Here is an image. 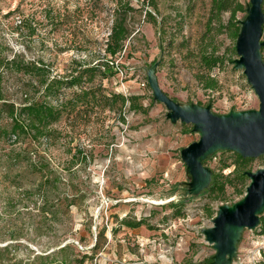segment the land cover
<instances>
[{
  "label": "rangeland",
  "instance_id": "rangeland-1",
  "mask_svg": "<svg viewBox=\"0 0 264 264\" xmlns=\"http://www.w3.org/2000/svg\"><path fill=\"white\" fill-rule=\"evenodd\" d=\"M132 1L140 8L142 0ZM239 1L246 7L250 2ZM156 2L157 10L146 9L153 11L157 23L148 21L145 10L136 12L131 20L134 32L116 57L118 72L95 79L109 93L142 96L149 106L147 114L125 108L126 122L111 110L66 115L55 124L62 137L34 145L30 150L37 153L31 155L24 153L27 143L11 147L0 142V246L13 244V261L62 264L66 257V264H207L215 254L202 229L212 224L220 205L243 197L241 186L227 187L223 198L184 197L182 184L190 177L181 149L200 134L185 132L192 124L167 117V107L154 100L147 71L163 52L156 71L162 89L183 104L211 105L219 114L258 108L259 99L243 69L232 63L238 57L232 51L236 40L227 29L215 37L218 53H226L224 65L212 71L218 88L205 89L196 77L212 0ZM114 6L115 0H0V49L10 57L20 53L27 60H43L53 74H65L74 62L95 64L110 58L105 49ZM245 14L240 12L238 18ZM228 18L227 12L225 22ZM26 78L6 74V90L13 99L24 98L20 86ZM11 148L16 160L8 156ZM77 151L83 152L82 162L80 157L72 170H66ZM41 156L65 178L59 211L47 220L32 218L35 212L25 204L33 206L34 201L22 193L40 183L41 173L33 163ZM234 159L232 151L220 150L205 165L219 171L222 164H229L223 170L228 174ZM260 167L264 155L255 158L248 170ZM71 192L82 194V200L67 206L64 198ZM171 200L184 204L173 208ZM179 208L182 216H176ZM124 217L145 218L147 224L128 228L120 223ZM69 242L74 246L66 254L41 258ZM231 264H264V223L242 231Z\"/></svg>",
  "mask_w": 264,
  "mask_h": 264
},
{
  "label": "trees",
  "instance_id": "trees-1",
  "mask_svg": "<svg viewBox=\"0 0 264 264\" xmlns=\"http://www.w3.org/2000/svg\"><path fill=\"white\" fill-rule=\"evenodd\" d=\"M140 8H136L132 0H115L113 8L114 20L111 27L108 40L106 42V55L110 58L98 61L95 64H84L74 62L68 68L65 74H53L49 64L43 60H27L20 53H14L13 56L4 54L0 49V142L9 146L14 143H27L24 153L27 155L37 152L33 149L34 145L40 146L44 142H55L62 137V132L55 127L64 116L71 114H80L86 111L111 110L119 113V119L126 122L124 109L134 113L147 114L149 106H145L141 101L142 96L131 94L129 96L123 93L107 92L101 84H95L97 76L109 77L118 72L119 64L116 63V57L125 49V43L134 32L131 20L135 13L140 9L145 10L148 21L157 23V18L152 10L146 9L147 6L158 9L156 0H142ZM210 13L208 16L206 31L202 38V45L198 53V60L201 70L196 74L197 79L203 84L205 89L216 90L218 81L212 75V71L224 65L226 62V53H218V46L215 37L227 29L232 40H236L240 31V12L247 13V7L239 0H212ZM229 13V18L225 22L224 14ZM264 12V0H263ZM246 14L243 16V18ZM264 40V24H263ZM233 54H236V47H233ZM264 58V45L262 47ZM156 60L153 61V63ZM234 60H232L233 63ZM22 74L27 78L21 84V91L24 98L21 101L13 99L6 90V74ZM70 89L67 95L65 90ZM186 125L187 123H183ZM192 132L193 127L185 132ZM9 158L16 160L14 148L9 150ZM233 152V151H232ZM22 152V154H24ZM82 151H77L69 162L66 170H72L73 166L80 159L82 162ZM235 159L234 168L228 174L223 170L229 167V164H222L219 171L213 170V177L210 186L201 194H207L210 197L223 198L227 187L238 189L239 193L244 195L246 187L249 184L248 176L245 174L248 167L255 158L244 157L237 152H233ZM32 157L27 156L28 160ZM32 161V160H31ZM37 171L41 173L40 183L35 188L26 189L23 195L32 199L33 206L25 204L28 210L33 213L32 218L40 216V219L53 217L59 211L57 204L61 201L60 184L64 183V177L53 168L51 161L45 156H41L38 162L33 163ZM71 165V166H70ZM21 187V186H18ZM71 190V189H70ZM67 206L82 200V194L71 192L64 198ZM23 201V200H22ZM171 207L184 204V201L169 202ZM31 207V208H30ZM36 210V211H35ZM184 213L181 208L176 212V216H182ZM40 222V220H39ZM120 223L128 228H138L147 224L145 218L139 220L130 217H124ZM261 223H264V213L261 215ZM13 244L0 246V264H22V262L13 261L15 259L11 247ZM74 244L66 243L57 250L48 254L41 255L42 259L49 258L51 254L62 253L73 248ZM12 254V255H11ZM60 263L66 264L67 258L64 257Z\"/></svg>",
  "mask_w": 264,
  "mask_h": 264
},
{
  "label": "water",
  "instance_id": "water-1",
  "mask_svg": "<svg viewBox=\"0 0 264 264\" xmlns=\"http://www.w3.org/2000/svg\"><path fill=\"white\" fill-rule=\"evenodd\" d=\"M263 0H250L247 13L240 20V31L236 39L238 57L233 63L243 69L248 83L258 99V108L232 109L219 114L211 105L183 104L165 92L156 75L162 60L160 57L147 71L148 82L154 100L163 103L172 122L181 121L193 125L200 138L181 149V158L186 164L190 180L182 189L184 197L200 195L212 181L213 170L205 161L220 150H228L244 157L257 158L264 155V58ZM245 174L249 184L243 197L218 207L212 224L202 229L206 241L215 249L207 264H231L237 254V244L244 229L253 230L260 225L264 213V167L248 170Z\"/></svg>",
  "mask_w": 264,
  "mask_h": 264
}]
</instances>
